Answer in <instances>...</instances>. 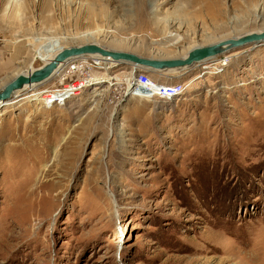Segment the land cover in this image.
<instances>
[{
    "label": "rangeland",
    "instance_id": "rangeland-1",
    "mask_svg": "<svg viewBox=\"0 0 264 264\" xmlns=\"http://www.w3.org/2000/svg\"><path fill=\"white\" fill-rule=\"evenodd\" d=\"M259 30L264 0H0V88L65 47L169 58ZM146 71L183 91L49 108L56 74L1 105L0 264H264V42Z\"/></svg>",
    "mask_w": 264,
    "mask_h": 264
},
{
    "label": "water",
    "instance_id": "water-1",
    "mask_svg": "<svg viewBox=\"0 0 264 264\" xmlns=\"http://www.w3.org/2000/svg\"><path fill=\"white\" fill-rule=\"evenodd\" d=\"M264 42V31L248 32L238 37L223 39L210 45H198L192 47L186 56L153 58L144 57L136 53L107 48L97 43H86L78 46L65 47L56 56L43 66L21 73L0 88V103L6 104L11 101L17 91H22L26 85L32 83H42L52 76L54 71L69 59L86 56L98 55L109 58L113 62H125L135 65L140 69L149 71H187L193 65L212 59L225 52L244 47L249 44Z\"/></svg>",
    "mask_w": 264,
    "mask_h": 264
},
{
    "label": "built area",
    "instance_id": "built-area-1",
    "mask_svg": "<svg viewBox=\"0 0 264 264\" xmlns=\"http://www.w3.org/2000/svg\"><path fill=\"white\" fill-rule=\"evenodd\" d=\"M85 59L83 57H87ZM108 63L115 65L116 63L108 61ZM106 61L96 62L94 58L89 55L75 57L67 61L61 74L56 77H61L60 84L54 87H48L47 91L40 95V99L35 98L41 102V105L46 107H57L66 105L73 97L81 94L84 90L91 86H96L107 81L110 89H112V95L114 96V102L122 100L125 96L130 97H142L146 99H165L171 98L179 94L184 85L178 83H167L158 78L151 76L146 70H134L130 74L124 73L120 78V81H109L104 79L99 81L93 74L98 76H104L102 72L104 69L108 71L109 68H105L103 65L108 64ZM121 63V62H120ZM105 70V72H107ZM76 74L73 78L71 75ZM96 78V79H95ZM59 80V81H60ZM41 88V87H40ZM39 88V89H40Z\"/></svg>",
    "mask_w": 264,
    "mask_h": 264
},
{
    "label": "bare ground",
    "instance_id": "bare-ground-1",
    "mask_svg": "<svg viewBox=\"0 0 264 264\" xmlns=\"http://www.w3.org/2000/svg\"><path fill=\"white\" fill-rule=\"evenodd\" d=\"M210 13H213V12H211L210 11ZM258 32H261V30H259ZM238 37V36H237ZM180 37H179V35L178 34H176V33H172V32H170V33H168V35H167V37H166V41H172L174 44H177L179 41H180ZM261 43H263V42H261ZM258 44H260V43H258ZM62 49H60V50H57V51H55L54 53H52L50 56H49V58H47L46 60H45V64L47 63V62H49L50 60H52L55 56H56V54L59 52V51H61ZM188 53V50L186 49L185 51H181L179 54H178V57L179 56H182V57H184V56H186V54ZM89 56H91L92 58H94V60L96 61V62H99V61H101V59H103L104 61H106L107 63H108V61H111V59H109V58H105V57H101V56H98V55H89ZM88 57V56H87ZM83 58H86V57H83ZM73 59V58H72ZM69 60H71V59H69ZM68 60V61H69ZM210 60V59H209ZM206 61H208V60H206ZM206 61H203V63L204 62H206ZM67 61H65V62H63L55 71H54V73L52 74V76L51 77H49L48 79H46L45 81H47V80H49V79H51L54 75H56V74H58L59 73V71H61L62 70V68L64 67V65H66L65 63H66ZM114 62V61H113ZM114 63H120V62H114ZM202 63V62H201ZM146 69V68H145ZM33 70V69H32ZM146 70H148V69H146ZM29 71H31V70H29ZM171 71H175V70H171ZM26 73V72H25ZM44 81V82H45ZM43 83V82H42ZM39 84H41V83H39ZM38 83H32V84H29V85H26L25 86V88L24 89H35L38 85H39ZM24 89L22 90V91H24ZM17 92H20V91H17ZM15 97V96H14ZM8 103V102H7ZM4 103H0V107H1V105H3Z\"/></svg>",
    "mask_w": 264,
    "mask_h": 264
}]
</instances>
